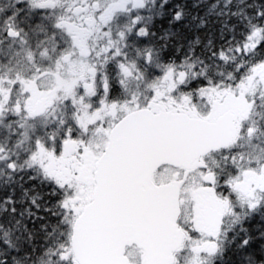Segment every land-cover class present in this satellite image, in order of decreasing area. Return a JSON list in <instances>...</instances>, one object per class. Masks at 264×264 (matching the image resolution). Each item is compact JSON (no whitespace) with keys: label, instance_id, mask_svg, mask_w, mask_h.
<instances>
[{"label":"snow or ice","instance_id":"snow-or-ice-1","mask_svg":"<svg viewBox=\"0 0 264 264\" xmlns=\"http://www.w3.org/2000/svg\"><path fill=\"white\" fill-rule=\"evenodd\" d=\"M0 264H264V0H0Z\"/></svg>","mask_w":264,"mask_h":264}]
</instances>
